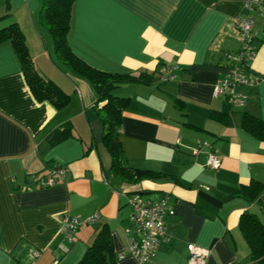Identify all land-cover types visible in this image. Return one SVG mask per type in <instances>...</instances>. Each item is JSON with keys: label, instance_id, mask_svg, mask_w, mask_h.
I'll list each match as a JSON object with an SVG mask.
<instances>
[{"label": "crops", "instance_id": "crops-1", "mask_svg": "<svg viewBox=\"0 0 264 264\" xmlns=\"http://www.w3.org/2000/svg\"><path fill=\"white\" fill-rule=\"evenodd\" d=\"M245 1L73 0V52L97 69L141 77L114 90L130 98L119 139L130 166L165 177L128 183L113 176L94 87L58 59L39 22L42 0H0V29L16 23L37 71L68 95L60 108L37 100L11 41L0 42V264H79L104 224L113 264H138L124 233L136 192L165 196L174 208L169 240L148 264H187L188 243L209 250L204 264H260L239 222L250 213L264 224V141L242 126L245 112L264 118V15L254 13L249 66L260 79L238 87L244 104L212 94L228 66L223 54L239 48L236 18L253 12ZM164 65L174 79L160 80ZM64 127L70 135L55 141ZM204 141L218 167L207 165ZM48 175L55 183L42 186ZM252 181L257 195L239 194ZM94 212L100 219L70 240L61 232L64 214Z\"/></svg>", "mask_w": 264, "mask_h": 264}, {"label": "trees", "instance_id": "trees-1", "mask_svg": "<svg viewBox=\"0 0 264 264\" xmlns=\"http://www.w3.org/2000/svg\"><path fill=\"white\" fill-rule=\"evenodd\" d=\"M72 4L73 0H42L39 22L51 35L58 59L71 72L82 76L91 83L97 93L95 107L104 127L102 142L111 155L113 176L128 183L165 177L163 174L148 169L135 168L127 163L119 134L122 114L130 98L117 96L114 94V90L122 84L139 80L141 77L97 69L73 52L68 42ZM4 40L11 41L20 60L25 80L35 98L39 101L47 100L57 108L63 106L67 102L68 95L52 80L43 77L37 71L28 52L23 33L16 23H10L0 29V42ZM242 126L259 140L264 141V118L245 112L242 116ZM69 135L70 129L64 127L57 132L55 141L67 138ZM258 187L259 183L252 181L239 194L250 199L257 195ZM239 226L250 246L251 258L264 264V224L254 214L243 213ZM112 253L110 230L104 224L97 231L91 244L88 245L79 264H113Z\"/></svg>", "mask_w": 264, "mask_h": 264}, {"label": "built area", "instance_id": "built-area-1", "mask_svg": "<svg viewBox=\"0 0 264 264\" xmlns=\"http://www.w3.org/2000/svg\"><path fill=\"white\" fill-rule=\"evenodd\" d=\"M245 7L253 12L239 15L236 18L239 31V48L235 52L227 51L223 54L228 66L224 74L217 79L212 90L213 96L225 97L234 106L243 105L246 99V96L238 91V87L253 85L260 79L258 75L252 72L249 64L256 53L253 41L258 31L254 27V13L264 15V0H246ZM173 68L170 65H164L160 72V80L174 79ZM200 145L209 148L207 150V165L218 167L220 159L210 144L204 141ZM56 170L59 173H63L64 167L59 166ZM54 183L55 179L51 175L41 181L42 186H50ZM128 205L130 207L128 218L131 227L124 229L128 242V252L138 264H148L151 262L160 243L169 240L165 229V217L172 214L174 208L165 196L151 198L140 192L133 193L129 197ZM99 219L100 213L98 212H94L85 218L64 214L61 232L70 240L81 224L94 223ZM131 229L133 233H131ZM187 249V264L205 263V259L209 255L208 249L194 243H188ZM33 254L37 255L38 252L34 251Z\"/></svg>", "mask_w": 264, "mask_h": 264}, {"label": "rangeland", "instance_id": "rangeland-1", "mask_svg": "<svg viewBox=\"0 0 264 264\" xmlns=\"http://www.w3.org/2000/svg\"><path fill=\"white\" fill-rule=\"evenodd\" d=\"M145 195L149 196V195H152V194H145Z\"/></svg>", "mask_w": 264, "mask_h": 264}]
</instances>
